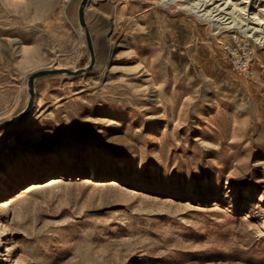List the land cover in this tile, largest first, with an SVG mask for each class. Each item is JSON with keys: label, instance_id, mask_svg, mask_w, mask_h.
Listing matches in <instances>:
<instances>
[{"label": "rangeland", "instance_id": "374dc122", "mask_svg": "<svg viewBox=\"0 0 264 264\" xmlns=\"http://www.w3.org/2000/svg\"><path fill=\"white\" fill-rule=\"evenodd\" d=\"M82 1L0 0V264H264V45L183 0H89L73 75ZM230 1L264 32V0Z\"/></svg>", "mask_w": 264, "mask_h": 264}, {"label": "bare ground", "instance_id": "6f19581e", "mask_svg": "<svg viewBox=\"0 0 264 264\" xmlns=\"http://www.w3.org/2000/svg\"><path fill=\"white\" fill-rule=\"evenodd\" d=\"M164 1L176 2L178 0H164ZM183 1H186L188 3L189 9L193 13L197 14L199 17L205 20L213 22L215 27L221 28L223 26H228L232 28L234 26H238L239 29L241 28L244 31L250 32L251 37H253L256 41H258L259 44L264 45V32L262 31L263 30L262 23L257 22V25H251V23H253L252 19H255L256 16H251V17L248 16L247 18H243L241 14L243 13L242 11L245 9L244 7H238L237 5H235L234 7H232L233 11L226 12L225 15H222V11L224 10L226 11L229 8V6H231V5L228 6V4L231 2L230 0H218L221 3L219 2L216 6L212 8H208V6L211 3L207 5L205 0H183ZM213 4L214 3H212V5Z\"/></svg>", "mask_w": 264, "mask_h": 264}, {"label": "built area", "instance_id": "2783aa9c", "mask_svg": "<svg viewBox=\"0 0 264 264\" xmlns=\"http://www.w3.org/2000/svg\"><path fill=\"white\" fill-rule=\"evenodd\" d=\"M231 69L241 77L255 74V48L250 39L238 30L231 31V41L225 44Z\"/></svg>", "mask_w": 264, "mask_h": 264}, {"label": "water", "instance_id": "95a60500", "mask_svg": "<svg viewBox=\"0 0 264 264\" xmlns=\"http://www.w3.org/2000/svg\"><path fill=\"white\" fill-rule=\"evenodd\" d=\"M88 1L89 0H83L82 1L81 6H80V10H79V17H80V21H81L82 25L84 26V28L86 30L88 44H89L90 52H91V56H92V63L88 67L81 69V70H77V71L65 70L66 72L73 74V75H77V74L82 73L83 71L90 70L93 67L94 61H95V54H94V48H93V44H92V37L90 34L88 24H87L86 19H85V8L87 6ZM49 72L50 71H48V70L38 71V72L33 73L30 76L29 85H30L31 98H30L29 106L25 112L30 111V109L33 106V102H34V80H35V78L38 76L44 75L46 73H49Z\"/></svg>", "mask_w": 264, "mask_h": 264}]
</instances>
